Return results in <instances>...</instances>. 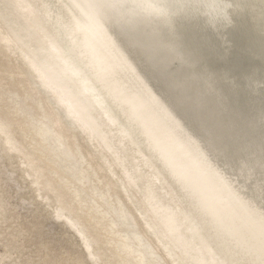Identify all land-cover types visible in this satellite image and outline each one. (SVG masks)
Returning <instances> with one entry per match:
<instances>
[{
	"label": "bare ground",
	"instance_id": "1",
	"mask_svg": "<svg viewBox=\"0 0 264 264\" xmlns=\"http://www.w3.org/2000/svg\"><path fill=\"white\" fill-rule=\"evenodd\" d=\"M262 164L264 0H0V264H264Z\"/></svg>",
	"mask_w": 264,
	"mask_h": 264
},
{
	"label": "snow or ice",
	"instance_id": "2",
	"mask_svg": "<svg viewBox=\"0 0 264 264\" xmlns=\"http://www.w3.org/2000/svg\"><path fill=\"white\" fill-rule=\"evenodd\" d=\"M261 167L264 168V164H262ZM257 192L259 193L261 200L264 201V173H262L260 181L258 183Z\"/></svg>",
	"mask_w": 264,
	"mask_h": 264
},
{
	"label": "rangeland",
	"instance_id": "3",
	"mask_svg": "<svg viewBox=\"0 0 264 264\" xmlns=\"http://www.w3.org/2000/svg\"><path fill=\"white\" fill-rule=\"evenodd\" d=\"M14 200H15L14 198L10 199V203H14Z\"/></svg>",
	"mask_w": 264,
	"mask_h": 264
}]
</instances>
